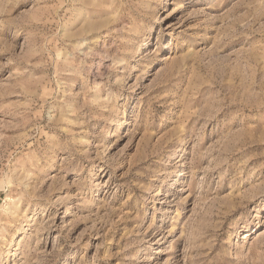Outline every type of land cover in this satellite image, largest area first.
Returning <instances> with one entry per match:
<instances>
[{"label":"rangeland","instance_id":"1","mask_svg":"<svg viewBox=\"0 0 264 264\" xmlns=\"http://www.w3.org/2000/svg\"><path fill=\"white\" fill-rule=\"evenodd\" d=\"M0 264H264V0H0Z\"/></svg>","mask_w":264,"mask_h":264}]
</instances>
